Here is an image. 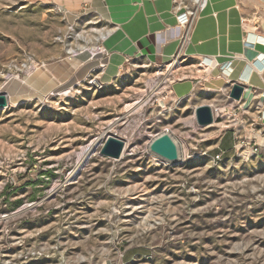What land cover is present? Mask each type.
<instances>
[{"label": "rangeland", "instance_id": "1", "mask_svg": "<svg viewBox=\"0 0 264 264\" xmlns=\"http://www.w3.org/2000/svg\"><path fill=\"white\" fill-rule=\"evenodd\" d=\"M62 6L0 0V94L43 66L99 54L109 29L100 13ZM86 61L80 83L0 109V264H264V125L238 112L246 125L214 162L234 119L200 128L194 111L208 93L176 99L162 68L132 59L103 84V61L88 75L98 59ZM166 130L177 164L149 151ZM108 136L125 142L121 159L100 155Z\"/></svg>", "mask_w": 264, "mask_h": 264}, {"label": "crops", "instance_id": "2", "mask_svg": "<svg viewBox=\"0 0 264 264\" xmlns=\"http://www.w3.org/2000/svg\"><path fill=\"white\" fill-rule=\"evenodd\" d=\"M60 1L69 12L100 13L108 26L101 42L104 53L95 61L105 64L102 79L108 70L117 68L120 73L127 59L146 61L164 70L162 81L172 82L176 99L204 91L212 108L230 106V88L240 84L245 87L241 102L248 110L245 113L251 112L257 126L264 125V118L260 120L264 115V0H208L188 35L183 27L185 9H175L179 0ZM78 68L69 78L79 76ZM236 123L235 129L217 140L216 153L229 155L233 150L237 132L246 125Z\"/></svg>", "mask_w": 264, "mask_h": 264}, {"label": "bare ground", "instance_id": "3", "mask_svg": "<svg viewBox=\"0 0 264 264\" xmlns=\"http://www.w3.org/2000/svg\"><path fill=\"white\" fill-rule=\"evenodd\" d=\"M207 4L208 2L206 3V6ZM206 6H204L203 10H205ZM106 37H107L106 35H102L101 40H105ZM99 55L100 54H96L95 51L86 50L85 52L82 51L80 54L73 57L74 59L68 58L55 65L43 66L32 77L26 79L25 82H21L17 79H12L9 84L7 83L5 88L8 92H3L1 94L7 95V98L11 105H19L20 103L28 99L39 97L41 93L45 94L49 92L54 86L61 85L62 83L65 82L66 79H68L73 74V72L80 65H82L85 59L89 57H93V59H96L99 57ZM176 64L177 61H175L173 66ZM96 67H98V63L93 62L87 67H85V69L82 72L83 74H87V72L89 73L90 70L95 69ZM118 73L119 71L117 68H115L114 70L112 69L108 70L102 81L110 83L113 76L117 75ZM81 74L72 81V84L73 83L77 84L81 82V79L83 77ZM154 90L155 89H153V91ZM128 106L129 105H127L126 108H128ZM97 146H98L97 140H93L88 145L81 147L80 151L77 154L79 165H81L94 153Z\"/></svg>", "mask_w": 264, "mask_h": 264}, {"label": "water", "instance_id": "4", "mask_svg": "<svg viewBox=\"0 0 264 264\" xmlns=\"http://www.w3.org/2000/svg\"><path fill=\"white\" fill-rule=\"evenodd\" d=\"M244 93L245 87L243 85L234 84L230 88L229 98L232 101L239 102L243 100ZM8 105L9 100L7 95L0 94V109L7 108ZM194 119L200 128L213 126L215 120L212 107L209 105H200L196 107L194 111ZM100 145L102 146L100 155L114 160L122 158L125 150V142L122 140L113 136H108L103 143H100ZM149 151L169 164H177L181 158L178 142L169 130H166L165 133L152 140L149 146Z\"/></svg>", "mask_w": 264, "mask_h": 264}, {"label": "built area", "instance_id": "5", "mask_svg": "<svg viewBox=\"0 0 264 264\" xmlns=\"http://www.w3.org/2000/svg\"><path fill=\"white\" fill-rule=\"evenodd\" d=\"M187 1L194 3L192 5V7H193L192 10H190L189 12H186L184 15L185 16V22L183 24V27L186 28V25H188L189 28L186 30V34L188 35L191 27L193 26V24H194L195 20L197 19L199 13L203 10L204 6H206V3L208 2V0H179L176 2V4L178 5V8L181 9L182 6L184 7V3ZM97 50H98L100 55H103L104 52H103V49L101 47H98ZM222 69L224 70L226 68L223 67ZM232 102L233 103L230 106L225 107V108H215V109L212 108L215 123L221 117H227L229 119H232V118L234 119L231 123H229L230 124L229 129H235L234 124L237 122L235 119L238 116V112L240 113V112H244L245 110H247V109H243V105L241 104L242 101H239V102L232 101ZM225 110H226V112H225ZM263 118H264V115H261L260 120L262 121ZM225 155H226L225 152H219L213 158L214 162H220Z\"/></svg>", "mask_w": 264, "mask_h": 264}]
</instances>
